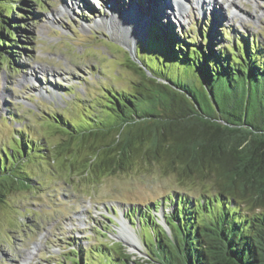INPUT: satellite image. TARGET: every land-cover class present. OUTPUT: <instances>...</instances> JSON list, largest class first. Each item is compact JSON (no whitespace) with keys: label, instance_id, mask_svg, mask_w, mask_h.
Here are the masks:
<instances>
[{"label":"rangeland","instance_id":"374dc122","mask_svg":"<svg viewBox=\"0 0 264 264\" xmlns=\"http://www.w3.org/2000/svg\"><path fill=\"white\" fill-rule=\"evenodd\" d=\"M104 1L44 0L48 5L45 10L37 5L26 7L30 10L28 16L20 21L27 26L17 30L23 41L18 46L22 54L8 53L9 60L0 57V152L9 153L11 146L18 145L15 138L23 126V139L32 140L35 147L21 164L33 177L31 184L10 188L0 202V264H73L69 256L77 247L92 248L91 259L97 264L103 258L95 252L101 242L114 247L113 256L119 257L117 251L121 249L133 254L135 262H145L150 258L153 229L149 225L141 229L127 213L133 211L132 216L139 219L146 206L165 200L176 189L189 188L181 186L159 161L146 156L131 159L120 171L88 165L92 154L88 147L94 139L81 132L71 138L67 130L70 127L58 125L74 122L83 130L108 124L107 117L112 116L105 106L108 95L132 89L141 79L128 63L141 65V73L158 81L175 77L172 70L159 64L163 63L159 60L163 52L159 45L163 42L147 36L146 26L151 20L145 13H150L152 5L143 7L140 3L137 13L126 10L130 15L124 18L129 2H118V13L106 14ZM204 1L206 6L186 0L179 5L180 10L174 5L170 10L176 17L165 13L172 21L170 30L163 17L155 21L173 32L176 41L184 32L190 31L193 36L207 32L205 41L217 52L235 42L240 33L254 36L264 45V0H235L234 5L216 0L214 6L212 0ZM163 8L167 10L165 4ZM140 23H145L144 27ZM130 27L143 29L136 39ZM198 40L197 44L201 42ZM9 48L4 50L12 51ZM186 77L196 88L192 69ZM93 111L101 116V125L91 122ZM111 137L112 133L105 139L100 136L96 144ZM46 148H50L53 159L48 155L47 159L41 158ZM248 206L242 204L240 211H261ZM170 210L172 206L166 201L165 211ZM162 215L160 207L156 217L171 234ZM116 242L120 246H115ZM102 250L106 251L104 247Z\"/></svg>","mask_w":264,"mask_h":264},{"label":"trees","instance_id":"16d2710c","mask_svg":"<svg viewBox=\"0 0 264 264\" xmlns=\"http://www.w3.org/2000/svg\"><path fill=\"white\" fill-rule=\"evenodd\" d=\"M42 1L0 0L1 58L22 54L17 30L27 23L20 19L28 16L26 7L45 10L48 5ZM163 27L152 22L147 36L163 42L159 64L175 77H164L165 83L139 72L141 79L132 89L108 95L105 106L112 115L108 124L91 112V122L103 127L80 130L74 122L58 123L70 127L71 138L81 132L94 139L88 147L92 151L88 165L120 171L131 159L146 156L159 161L181 186L189 187L146 206L139 219L133 211L127 213L141 229L144 225L153 229L149 260L135 262L133 254L121 249L119 257L113 256L114 247L101 242L95 252L103 258L97 264H264V45L240 33L217 52L205 41L207 32L194 36L184 32L176 41L175 34ZM7 46L12 51L4 50ZM190 69L196 88L184 78ZM18 130V145L11 146L9 153L0 152V202L10 188H27L33 179L21 164L35 150L34 142L23 139L25 126ZM111 133L110 140L96 144L100 136L105 139ZM47 155L53 159L50 148L41 158ZM166 201L172 210L165 211ZM242 204L261 211L243 213ZM160 207L171 234L156 217ZM71 252L73 264H95L92 248Z\"/></svg>","mask_w":264,"mask_h":264},{"label":"bare ground","instance_id":"6f19581e","mask_svg":"<svg viewBox=\"0 0 264 264\" xmlns=\"http://www.w3.org/2000/svg\"><path fill=\"white\" fill-rule=\"evenodd\" d=\"M132 1V7L130 8V10H133V11H135L136 13L138 12V10H137V6L142 2L143 4L145 3V0H141L139 3H137V2H135L134 0H131ZM148 1H150V0H148ZM200 2H201V4H202V6H206L207 4H206V2L204 1V0H199ZM216 2V0H212V2L210 3V4H212V6H214L215 4V2ZM227 1H229L230 2V5H234V3H235V0H227ZM126 2H128V1H126ZM152 2L154 3L153 5L154 6H159L160 5V0H152ZM156 2V3H155ZM121 3V2H120ZM135 3H137V5L135 4ZM179 5L181 4V3H178ZM168 5V4H167ZM178 5V6H179ZM155 7V8H156ZM180 7V6H179ZM108 9H110V8H108ZM108 9H105V11H107V12H110ZM144 9V8H143ZM111 10V9H110ZM114 11V10H113ZM169 12H170V10H168ZM168 11H165V13H167ZM173 13V12H172ZM156 15V14H155ZM176 15V14H175ZM138 16H139V14H138ZM177 16V15H176ZM131 23L130 24H132L133 22H134V20L131 18V21H130ZM142 24V23H141ZM144 25H145V23H144ZM144 25H142V27H144ZM130 32H132V38H134L135 36H136V34L138 33V31L139 30H143V29H138V31L136 30V29H133L132 27H130ZM134 30V31H133ZM135 39H136V37H135ZM123 228H126V227H123ZM122 228V230L123 231H125V229H123ZM126 231H127V229H126ZM123 233V232H122ZM134 241H132L131 242V245H134Z\"/></svg>","mask_w":264,"mask_h":264},{"label":"water","instance_id":"95a60500","mask_svg":"<svg viewBox=\"0 0 264 264\" xmlns=\"http://www.w3.org/2000/svg\"><path fill=\"white\" fill-rule=\"evenodd\" d=\"M126 57V55H124V58ZM123 58V59H124ZM134 61V60H133ZM124 63H126V60H125V62ZM129 65H127V66H130L133 70H135L138 74H139V72L141 73L142 71H140L139 70V68H141L142 66L141 65H138V66H136V67H133V65L131 64L130 65V63H128ZM151 77V76H150ZM153 78V77H152ZM163 82H167V80L165 79V81H163ZM123 241H125V240H123Z\"/></svg>","mask_w":264,"mask_h":264}]
</instances>
